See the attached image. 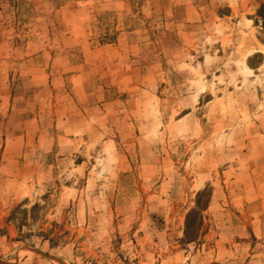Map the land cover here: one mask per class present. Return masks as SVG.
<instances>
[{
	"label": "rangeland",
	"instance_id": "1",
	"mask_svg": "<svg viewBox=\"0 0 264 264\" xmlns=\"http://www.w3.org/2000/svg\"><path fill=\"white\" fill-rule=\"evenodd\" d=\"M0 264H264V0H0Z\"/></svg>",
	"mask_w": 264,
	"mask_h": 264
}]
</instances>
